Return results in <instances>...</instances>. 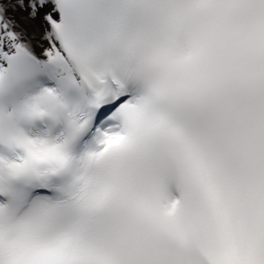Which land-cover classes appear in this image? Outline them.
Masks as SVG:
<instances>
[{"label": "snow or ice", "instance_id": "6c2138e0", "mask_svg": "<svg viewBox=\"0 0 264 264\" xmlns=\"http://www.w3.org/2000/svg\"><path fill=\"white\" fill-rule=\"evenodd\" d=\"M0 264H264V0H0Z\"/></svg>", "mask_w": 264, "mask_h": 264}]
</instances>
